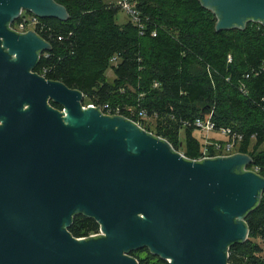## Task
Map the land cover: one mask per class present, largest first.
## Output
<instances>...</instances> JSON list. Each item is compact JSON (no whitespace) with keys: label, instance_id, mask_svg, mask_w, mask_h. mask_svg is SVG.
I'll use <instances>...</instances> for the list:
<instances>
[{"label":"water","instance_id":"water-1","mask_svg":"<svg viewBox=\"0 0 264 264\" xmlns=\"http://www.w3.org/2000/svg\"><path fill=\"white\" fill-rule=\"evenodd\" d=\"M216 29L264 24V0H200ZM22 12L66 21L56 0H0V264H231L264 194L251 155L188 158L124 115L35 72L51 44L12 24ZM53 104L59 105L61 109ZM83 214L102 233L73 236Z\"/></svg>","mask_w":264,"mask_h":264},{"label":"trees","instance_id":"trees-1","mask_svg":"<svg viewBox=\"0 0 264 264\" xmlns=\"http://www.w3.org/2000/svg\"><path fill=\"white\" fill-rule=\"evenodd\" d=\"M56 1L70 17L40 19L37 32L51 50L42 54L35 72L80 90L89 99L85 104L119 108L190 159L201 152L194 122L211 113L217 130L241 136L238 152L251 155V168L264 177V24L218 31L216 15L200 0H135L140 28L131 19L118 23L121 8L104 0ZM114 58L115 78L109 81ZM141 111L154 119L153 128ZM246 221L249 239L230 248L229 262L264 264V194ZM99 230V223L83 214L69 227L77 238ZM143 250L146 258L131 253L139 264L151 259L169 264Z\"/></svg>","mask_w":264,"mask_h":264},{"label":"built area","instance_id":"built-area-1","mask_svg":"<svg viewBox=\"0 0 264 264\" xmlns=\"http://www.w3.org/2000/svg\"><path fill=\"white\" fill-rule=\"evenodd\" d=\"M136 4L137 3L135 0H118V3L116 5L119 6L121 9H123L130 16V19L136 25H138L140 28H142L143 27L142 20H141L140 12H139ZM39 23H40L39 17H37L31 13L26 14L25 12H22L20 18L17 19L12 24V28H14L15 30H17L19 32H26L29 30H36L37 31V26ZM153 35H156V32H153ZM113 60H116V58H114ZM155 86H158V83H156ZM85 106H100V105H97L95 103H89V104H85ZM101 109L105 114H109V115L120 114L121 115L120 109L114 108L110 104L101 105ZM140 115L142 118H147V115L144 111H141ZM137 123H139L143 127V125L140 122H137ZM194 125H195L197 130H201L204 132H211V131L217 130L215 122L213 121V119L211 117V113L205 117H200V118L196 119L194 122ZM143 128H145V127H143ZM217 131L228 136V139L226 141L209 140L208 139L203 144L199 157L196 158L195 160H201V159H204L207 157L227 156V155H231L233 153L238 152V151H235V147H236V145L239 144V142L241 140V136H238V135L231 136V130L226 129V128H223V129H220ZM248 169H252V170L258 172L257 167L251 168V166H250ZM99 233H102L101 230H99L96 233H92L90 235L99 234Z\"/></svg>","mask_w":264,"mask_h":264},{"label":"rangeland","instance_id":"rangeland-1","mask_svg":"<svg viewBox=\"0 0 264 264\" xmlns=\"http://www.w3.org/2000/svg\"><path fill=\"white\" fill-rule=\"evenodd\" d=\"M106 3L109 4H114L116 5L118 3V0H104ZM26 14H28V12H25ZM130 20V16L123 10L121 9V11L119 12L118 16H117V21L120 24L126 23L127 21ZM117 60H113L111 66L109 67V69L106 72V77L109 81H113L115 78V73H114V69L112 66H116V62ZM85 101H89V99L86 97ZM146 122H150L152 128L155 126V121L154 119H150V118H145ZM194 136L201 142V144H204L208 139L209 140H213L212 138H220L223 137L221 133H219V131H211V132H204L201 130H196L194 132ZM180 139L182 141H185V132L182 130L180 133ZM238 147L239 144L236 145L235 147V151H238ZM262 150H264V145L261 147ZM181 152H183V148L180 150ZM148 255V253L145 250H140L138 251V256L140 258H146ZM149 264H155L158 263V261L156 259H151L149 261Z\"/></svg>","mask_w":264,"mask_h":264},{"label":"crops","instance_id":"crops-1","mask_svg":"<svg viewBox=\"0 0 264 264\" xmlns=\"http://www.w3.org/2000/svg\"><path fill=\"white\" fill-rule=\"evenodd\" d=\"M197 130V129H196ZM195 130V131H196ZM215 131H217V130H215ZM219 133H221V132H219ZM222 134V133H221ZM222 136L223 137H220V138H212L213 140H220V141H226L227 139H228V136H226V135H224V134H222ZM201 143V142H200ZM202 146H203V144H201V148H202Z\"/></svg>","mask_w":264,"mask_h":264}]
</instances>
